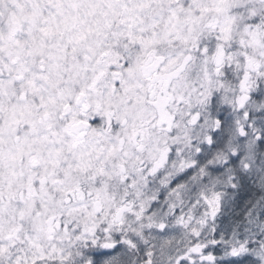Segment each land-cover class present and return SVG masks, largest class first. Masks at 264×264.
<instances>
[{
	"label": "snow or ice",
	"instance_id": "obj_1",
	"mask_svg": "<svg viewBox=\"0 0 264 264\" xmlns=\"http://www.w3.org/2000/svg\"><path fill=\"white\" fill-rule=\"evenodd\" d=\"M0 264H264V0H0Z\"/></svg>",
	"mask_w": 264,
	"mask_h": 264
}]
</instances>
